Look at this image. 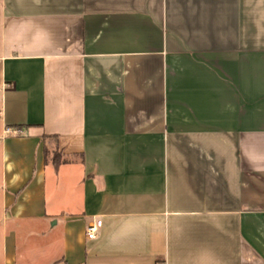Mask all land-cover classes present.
<instances>
[{"label":"crops","instance_id":"crops-1","mask_svg":"<svg viewBox=\"0 0 264 264\" xmlns=\"http://www.w3.org/2000/svg\"><path fill=\"white\" fill-rule=\"evenodd\" d=\"M0 196V264H264V0H0Z\"/></svg>","mask_w":264,"mask_h":264},{"label":"built area","instance_id":"built-area-1","mask_svg":"<svg viewBox=\"0 0 264 264\" xmlns=\"http://www.w3.org/2000/svg\"><path fill=\"white\" fill-rule=\"evenodd\" d=\"M6 135H16L21 136L23 135V131L21 129H11L6 128L5 129ZM102 227V221H96L93 223H90L86 229V237L89 240H94L97 238L100 228Z\"/></svg>","mask_w":264,"mask_h":264},{"label":"rangeland","instance_id":"rangeland-1","mask_svg":"<svg viewBox=\"0 0 264 264\" xmlns=\"http://www.w3.org/2000/svg\"><path fill=\"white\" fill-rule=\"evenodd\" d=\"M0 207H1V196H0ZM0 218H1V212H0ZM23 250L24 249L21 250V248H20L21 253H23ZM1 255H2V236H1V231H0V260H1ZM20 264H28V263H26L24 260H22L20 262ZM58 264H60V263H58Z\"/></svg>","mask_w":264,"mask_h":264}]
</instances>
